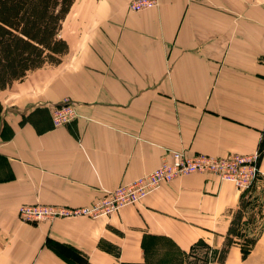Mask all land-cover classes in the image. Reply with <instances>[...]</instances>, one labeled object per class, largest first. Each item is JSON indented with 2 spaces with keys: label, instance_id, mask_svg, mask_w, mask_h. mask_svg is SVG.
Masks as SVG:
<instances>
[{
  "label": "crops",
  "instance_id": "0c3cea01",
  "mask_svg": "<svg viewBox=\"0 0 264 264\" xmlns=\"http://www.w3.org/2000/svg\"><path fill=\"white\" fill-rule=\"evenodd\" d=\"M128 1L75 0L63 27L80 24L77 52L70 57L75 41H67L58 65L0 89V264H143L158 238L181 253L198 241L220 249L244 199L264 201L261 55L246 53L245 25L227 5L243 11L246 0H159L138 12ZM48 71L57 75L37 82ZM68 96L79 117L54 128L45 103ZM167 149L256 154L257 176L240 191L210 174L180 175L96 221L17 218V204L32 201L30 175L52 168L55 156L77 165L73 189L90 199L100 184L112 188L151 171Z\"/></svg>",
  "mask_w": 264,
  "mask_h": 264
},
{
  "label": "rangeland",
  "instance_id": "374dc122",
  "mask_svg": "<svg viewBox=\"0 0 264 264\" xmlns=\"http://www.w3.org/2000/svg\"><path fill=\"white\" fill-rule=\"evenodd\" d=\"M187 1L202 2L204 0ZM244 3L245 9L243 11L241 10L242 5H239L238 2L227 5L229 7V10H231V12H234L233 14H231L234 19L236 21L240 19L239 23H244L245 25V32H243L245 36L241 34L242 31L240 30L239 38H244V42L246 44V53H258L261 55L260 63L262 66L261 68L264 80V0H246ZM239 27L242 28V26ZM80 30L81 26L80 24H78V22H66L64 27L62 24L60 33H62V37L66 39L65 41H75V48L73 47L70 51V57L72 54H75L77 52V49L79 47L77 45L78 39L83 38L79 37ZM230 46L232 52L236 48L235 40H231ZM68 51L67 53H69ZM64 57L65 55H63L61 61ZM65 63L63 65H59L58 69L56 70L59 74L65 73L67 68ZM45 65L47 66L50 64ZM54 75H57V73L53 71H48L46 74H42L41 76L37 77L36 80L37 82L43 84L46 81V78ZM67 105H71L74 109V112L69 113L65 117L54 121L53 109L66 107ZM77 105L78 103L71 100L68 96L63 98L60 102L47 101L45 103L44 108H46L49 112L52 126L54 128H59L66 126L67 124L71 123L73 120L79 117ZM172 150H178L187 155H211L202 152L189 153L184 149H167L165 155H168ZM63 154L64 153L61 152L59 153L60 156H63ZM54 163L55 164L52 168L46 165H39L37 168L39 169V172L30 175L28 185L30 187V198L32 199V201L17 204L16 213L19 221L29 224L53 221H66L69 223H77V221L81 219L96 221L102 218H108L114 213H116L120 208L138 202L140 201V199L143 198L142 197L134 202L121 205V207L112 212H108L106 210V207H104L103 205H100V209H95L94 206H96L98 203H102L106 195L109 194V192H111L120 185H124L133 181L134 179L112 188H107V186L100 184L96 194L94 193L95 195L93 194L94 196L88 199L83 193H79L76 189H73L74 187H76L77 183L79 184L81 182V180L80 174L76 170L77 165L72 162V159L64 157L56 158L55 156ZM255 164L257 165V155ZM201 174L213 175L211 173ZM77 175L79 181H77ZM244 200L246 201V203H244L242 207L243 217H241L242 220L240 225L238 226L237 235L233 238L235 243L234 249H236V252H230L228 254V256L226 257L228 258L226 259V263L264 264V252L253 251L255 248L264 250V239L261 238V235L264 234V201H259L257 200V198H246ZM23 207H33L35 209H38V211L48 210L49 212L47 215L42 213H36L34 215L35 217H26L21 213V209ZM46 244L62 245L67 248L68 246L73 245V243H55L54 241H51V239L47 240ZM103 245L110 246L107 242H104ZM148 246L149 253L147 252V259L143 264H214L216 259L213 250H211L215 248L212 245H209L208 243L203 241H201V243L196 244L195 248L184 251V253L175 250L173 247H169V244L165 240L160 238L152 240V242ZM110 248L112 251H116V248L114 246H111ZM60 251H62V253H65V256H67L71 261L80 260V258L77 257L78 254L75 250L66 251L63 249Z\"/></svg>",
  "mask_w": 264,
  "mask_h": 264
},
{
  "label": "trees",
  "instance_id": "16d2710c",
  "mask_svg": "<svg viewBox=\"0 0 264 264\" xmlns=\"http://www.w3.org/2000/svg\"><path fill=\"white\" fill-rule=\"evenodd\" d=\"M75 0H0V89L23 80L29 71L56 65L68 51L60 36L63 21ZM242 203L234 213L225 241L214 264H226L237 234ZM198 241L190 249L196 247Z\"/></svg>",
  "mask_w": 264,
  "mask_h": 264
},
{
  "label": "built area",
  "instance_id": "2783aa9c",
  "mask_svg": "<svg viewBox=\"0 0 264 264\" xmlns=\"http://www.w3.org/2000/svg\"><path fill=\"white\" fill-rule=\"evenodd\" d=\"M197 1V0H190ZM159 0H129L127 8L131 12L155 8ZM54 121L74 112L71 105L53 109ZM256 155L228 153L223 156H212L205 154L187 155L178 150H172L164 155L160 164L153 170L134 179L133 181L120 185L109 192L102 203L94 206L100 209V205L112 212L121 205L131 203L147 195L159 185L172 181L179 175L193 173H211L221 181L232 182L238 190H246L257 176ZM48 210L38 211L33 207H23L21 213L26 217H35L36 213L48 214Z\"/></svg>",
  "mask_w": 264,
  "mask_h": 264
}]
</instances>
